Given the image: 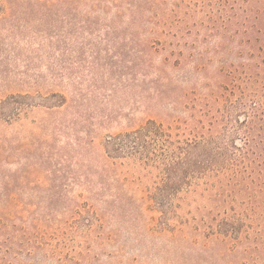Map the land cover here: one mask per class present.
I'll return each instance as SVG.
<instances>
[{
    "label": "rangeland",
    "instance_id": "obj_1",
    "mask_svg": "<svg viewBox=\"0 0 264 264\" xmlns=\"http://www.w3.org/2000/svg\"><path fill=\"white\" fill-rule=\"evenodd\" d=\"M8 1L15 9L27 0H0L3 4ZM112 3L119 2L111 0L106 6ZM84 6L79 5V10ZM112 19L111 13L104 12L96 24L94 22L90 26L89 22H85L78 32H63V36L69 38L71 43L70 50L66 52L61 49L47 54V50L41 48L39 43L42 41L38 36L35 41L31 40L32 43L27 36L20 37L16 50L24 51V54L10 60L6 74L0 70V151L11 147V152H8L13 154L2 163V172H14L19 165H24V170H32L34 160L24 159L25 155L33 158L31 154L34 153L37 158L39 152L49 144L70 149L68 143H74L76 138L84 139L80 149L89 157L86 163L99 170L104 162L96 158L101 157L104 150L110 151V159L114 162L128 160L122 156L123 151L120 154L113 152L107 137L121 136L143 125L148 119L163 125L175 124L181 132L187 122L191 123L189 108L194 102V95L189 91L196 86L195 95H202L206 92V81L205 74H199L194 69L196 57L189 55L185 48L190 37L167 34L166 30L161 31V27L146 22L144 34H141L147 43L140 56L150 62L152 67L147 68L145 65V69L140 70L143 64L136 58L139 56L138 50L131 52L127 48L125 52L129 54L127 60L130 62H125V65L129 68L123 71L125 75L117 76L108 71L105 63L111 60L118 63L121 57L113 47L114 42L120 44L118 46L127 44L129 47L132 37H129L130 30L122 32L128 30V14L121 17L122 21L114 22ZM4 28L1 24L0 40L4 42L1 47L6 48L5 52L14 53V50L11 51V39ZM44 43L47 44V41ZM94 44H97V48L91 49ZM108 47L112 49L106 52L104 48ZM93 55L99 57L98 67H92L95 61ZM5 56L4 53L2 59ZM135 59L138 65L141 64L138 69L131 62ZM217 66V58L206 62L208 72H213ZM182 90L187 91L188 98L183 99L182 104H173ZM200 104L201 101L196 106ZM218 106L216 103L213 107ZM227 111L226 119H223V123L227 122L224 130H215L216 124L208 142L195 147H183L189 158L197 160L206 169L225 163L223 158H213L218 149L230 151L231 141L241 143L234 136L236 113L228 105ZM170 127L173 134L177 132ZM89 136L94 137L92 142L88 140ZM179 136L182 135L179 133ZM77 148L75 144L73 150ZM91 156L95 158L94 161L90 160ZM138 157L139 154L131 159L136 160ZM156 163L160 167L162 164L164 170L161 158L145 167L124 164L116 170L120 180L123 175L127 178L122 186L124 193L133 200L134 221H130V217L126 218L123 212L100 211L102 200L96 193L101 191V187L96 183V177H91L92 181L95 180L90 185L77 184L70 178L61 179L59 189L66 200H58V205L50 211L55 216L51 231L56 239L49 237L50 244L29 255H18L12 264H61L58 260L66 254L78 258V261L74 259L75 264H225L230 261L235 252L217 254L221 243L212 242L211 237H204L202 231L196 232L195 228L197 226L198 230L203 231L207 229L200 223L204 217L211 221L212 227L222 232L239 229L241 224L234 219L241 209L238 204H234V209L230 208V204L213 208L215 220L209 217L212 212H207L212 207V201L206 198V191L202 194L192 192L183 201L172 200V206L168 207L165 205L166 195L155 189L159 178L168 171L163 173L162 168H155ZM38 175H33L30 180L48 184L45 177L40 179L42 172L40 177ZM185 178L176 172L166 176L169 186L178 187L177 196L186 194ZM194 182H197L195 178L191 184ZM65 183L67 188L64 187ZM198 191L201 189L198 188ZM91 197H94V205L89 208ZM35 198L30 200L28 211L41 212L44 204L41 203L39 209L38 198ZM93 214L101 217V223L92 222L94 228L87 231ZM148 227L153 229L148 230ZM98 233L100 235L96 236ZM206 242L204 251L198 252ZM45 250L50 254H46Z\"/></svg>",
    "mask_w": 264,
    "mask_h": 264
},
{
    "label": "trees",
    "instance_id": "obj_2",
    "mask_svg": "<svg viewBox=\"0 0 264 264\" xmlns=\"http://www.w3.org/2000/svg\"><path fill=\"white\" fill-rule=\"evenodd\" d=\"M109 2L111 0H27L15 9L9 1L7 4L0 2V25L5 26L4 29L11 39V51L14 50V53L5 52L6 48L1 47L4 42L0 40L1 72L6 74V66L10 60L24 54V51L16 50L20 37L27 36L32 43L31 40L35 41L38 36L42 41L39 44L47 50V54H50L49 51L61 49L66 52L70 50L71 43L69 38L63 36V32H78L85 22H89L90 26L94 22L96 24L104 12L111 13L114 22L128 14V30L122 32L131 31V45L118 46L120 44L114 42L113 47L121 59L118 63L112 60L106 62L108 71L117 76L125 75L123 71L129 68L125 62H130L127 60L130 56L125 52L127 48L131 52L138 50L139 56L136 58L143 66L139 68L141 64L138 65L136 59L132 60L135 69L144 70L145 65L147 68L152 67L150 62L140 56L147 43L142 36L144 25L150 22L161 27V31L166 30L167 34L190 37L185 48L189 55L196 57L195 71L205 74L206 92L196 96V86L190 89V94L194 95V102L189 108L191 123L187 122L182 132L175 124L163 125L148 119L143 125L121 136L107 137L113 152L120 154L123 151L122 156L128 160L114 162L110 159V151L104 150L101 157L96 158L99 162L100 158L104 162L98 168L100 171L86 163L89 157L80 149L83 138H76L74 143H68L70 149L49 144L42 151L39 150L37 158L34 153L31 154L33 158L25 155L24 159L31 162L34 160L33 169L24 170V165H19L18 169L9 174L2 172V163L11 158L12 148L0 151V264H12V260L16 261L18 255H29L50 244L49 239L54 234L51 228L55 219L54 212L50 211L58 205V200H66L59 189L63 178L73 179L77 184L90 185L95 180L92 181L91 177H96V183L101 187V191L96 193L102 200L100 211L123 212L126 218L130 217V221H134L136 215L133 211V200L124 193L122 186L127 178L123 175L120 180L116 170L124 164L145 167L154 163L157 158H161L165 168L163 170L162 164L160 167L158 163L155 168H162L163 173L168 171L164 176L162 174L163 177L159 178L155 186V189L166 195V206H172V200L175 199L183 201L186 195L196 191L201 194L206 191V198L212 201V207L207 212H212L213 208L224 204H230V208L234 209V204H238L241 209L237 211L234 219L241 224L239 229L222 232L212 227L211 221L203 217L200 223L207 229L198 230L196 226L195 230L202 231L204 237H211L212 242L221 243L217 254L235 252L232 259L225 264H264V0H118L119 3L106 6ZM83 4L85 8L79 10V5ZM95 48L97 44L91 47ZM111 49L104 48L106 52ZM4 53L6 56L2 59ZM93 58L95 61L93 60L92 67H98L99 57L93 55ZM215 58L218 66L213 72H208L206 62ZM64 63L62 60L63 66ZM176 98L178 100H173V104H182L183 99L188 98L187 91L182 90ZM200 101L202 104L197 107ZM216 103L219 106L214 108ZM227 105L236 113L233 130L234 136L241 143L231 141L230 151L223 152L218 149L213 158H223L225 163L206 169L197 160L189 158L183 147H195L202 142H208L216 124L215 130H224L227 122L223 123V119H226L225 113L229 112H225ZM170 126L177 132L173 134ZM88 138L92 142L94 137ZM75 144L78 147L76 151L73 150ZM69 150L77 154L73 155ZM138 154L140 157L137 161L131 159ZM90 160L94 161L95 158L91 156ZM41 172L40 179L45 177L48 184L30 180L33 175L39 174L40 177ZM171 172L186 177L185 195L177 196L178 187L169 186L166 176ZM191 178H195L197 182L191 184ZM66 186L65 183L64 187ZM35 197L38 198L39 209L40 204H44L41 212L28 211L30 200ZM172 197L174 198L171 199ZM90 199L92 202L88 204L89 208L94 205V197ZM209 217L216 219L213 212ZM89 221L91 224L87 231L94 228L92 222L101 223V217L93 214ZM152 229L148 227V230ZM52 238L56 239L54 236ZM205 244L207 242L202 244L198 252L204 251ZM46 254L50 252L46 251ZM74 259L78 261V258H71L66 254L60 256L58 261L61 264H75Z\"/></svg>",
    "mask_w": 264,
    "mask_h": 264
}]
</instances>
